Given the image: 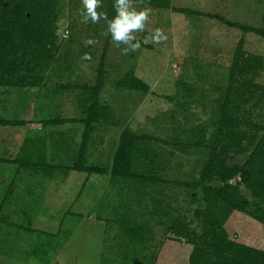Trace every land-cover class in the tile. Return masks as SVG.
<instances>
[{
  "label": "rangeland",
  "instance_id": "1",
  "mask_svg": "<svg viewBox=\"0 0 264 264\" xmlns=\"http://www.w3.org/2000/svg\"><path fill=\"white\" fill-rule=\"evenodd\" d=\"M8 1L0 15L9 16L20 0ZM153 1L132 0L137 10L150 9V17L145 32L136 34L140 50L128 55L104 35V20L81 22V0H46L39 14L31 9L37 0H25L13 22L0 17L1 30L17 28L13 36L2 33L11 53L8 82L0 84V118L14 122L0 124V264H189L188 241L202 233L205 208L197 183L230 64L240 41L243 55L264 57V36L255 31L264 28V0ZM111 2L102 0L98 9L109 19ZM40 25L53 46L44 57L43 46H30ZM157 28L167 40L144 44ZM89 38L99 43L86 47ZM85 53L92 60H81ZM101 66L98 102L110 114L90 124L80 151L82 87L95 83ZM129 73L146 88L118 85ZM254 80L264 85V68ZM247 107L264 125V101ZM127 133L147 147V158L136 155L128 174L114 175L113 159ZM261 133L243 153L230 150L227 163L242 165L257 152ZM262 157L263 151L264 178ZM228 182L251 207L261 203L238 176ZM203 183L222 184L217 178ZM222 226L230 240L264 250V223L251 215L230 209Z\"/></svg>",
  "mask_w": 264,
  "mask_h": 264
},
{
  "label": "trees",
  "instance_id": "2",
  "mask_svg": "<svg viewBox=\"0 0 264 264\" xmlns=\"http://www.w3.org/2000/svg\"><path fill=\"white\" fill-rule=\"evenodd\" d=\"M45 1L37 0L36 7L34 5L31 7L32 12H40V9L45 5ZM111 1L108 4V9L111 14H114V0ZM9 3L8 0H0V8H7ZM14 4L15 9L9 11V13L11 12L9 16L0 15V17L13 22L19 10L26 6L25 0H20ZM154 4L168 6L169 0H156ZM24 14H26V11H24ZM5 28L0 29V84L8 82V79H5L7 70L5 66L9 64L8 56L11 53V49H9L11 43L7 41L2 33L7 32L8 36H13L17 31L16 27ZM255 31L264 36V28H256ZM44 33L43 25H40L34 31L33 37L35 40L33 39L30 43L32 50H37L39 46L45 48L43 57L46 56V51L53 49L52 41L47 40V36L42 35ZM50 34L53 35L52 32ZM241 48L242 43L240 41L229 67L225 94L219 102V117L215 134L209 144L205 163L200 170L197 186L205 200L203 227L200 235L193 233L189 238L188 242L193 244V249L189 255V264H264V250L230 240L222 226L224 212L230 209L249 214L254 219L264 223V178L259 170L258 161L260 158H258V154L260 155L261 151L264 152V125L251 118L250 110L247 107L256 102L264 101V85L254 80V75L258 70L264 68V57L257 55L245 56ZM102 74L101 66L97 69L95 83L92 85L84 84L82 87L85 97L80 99V103L85 114L83 118L85 128L80 140V151L85 149L90 124L110 114L107 107L101 106L98 102ZM117 84L135 89L146 88V84L133 73H129ZM13 122L11 119L0 118V124L2 125ZM260 130L262 133L257 141V152L249 154L242 165L228 164L226 158L230 150L234 149L238 153H243L247 148V143H252ZM203 144V142L196 143L197 146ZM140 153H142L143 159H146L147 147H144L134 135L130 136L129 133L122 135L119 148L113 159L112 173L114 175L128 174L130 168H132V163H134L133 161H135V156ZM149 162L152 164L151 166L155 165L153 159ZM262 166L264 167V165ZM79 168L88 172L103 171V168L98 166L80 165ZM235 176L239 177L240 183L249 189L252 196L258 198L261 203H258L256 207H251L248 199L233 192L228 180ZM214 178L219 179L222 184L206 185L203 183L211 182ZM184 228V225L177 226L175 232L180 236L186 234Z\"/></svg>",
  "mask_w": 264,
  "mask_h": 264
},
{
  "label": "clouds",
  "instance_id": "3",
  "mask_svg": "<svg viewBox=\"0 0 264 264\" xmlns=\"http://www.w3.org/2000/svg\"><path fill=\"white\" fill-rule=\"evenodd\" d=\"M81 4L82 8L79 11L81 22L87 25L89 23L98 24L104 20L107 25L104 35L110 36L112 44L120 48L121 55L140 50L141 41L136 34L145 32L146 25L149 23L150 9L137 10L132 0H114L115 16L109 19L106 13L98 11L103 6L102 0H81ZM166 40L167 36L157 28L144 37L143 43L155 45ZM98 43V40L89 38L85 41V46L94 47ZM81 60L90 61L92 56L90 53H85L81 56Z\"/></svg>",
  "mask_w": 264,
  "mask_h": 264
}]
</instances>
